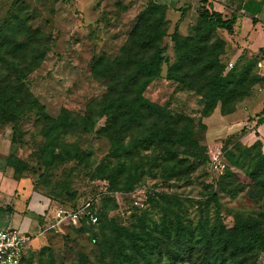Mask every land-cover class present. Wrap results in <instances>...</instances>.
<instances>
[{"label": "rangeland", "instance_id": "rangeland-1", "mask_svg": "<svg viewBox=\"0 0 264 264\" xmlns=\"http://www.w3.org/2000/svg\"><path fill=\"white\" fill-rule=\"evenodd\" d=\"M225 2L230 11L235 5V12L247 4L264 7V0ZM199 7V0H0V76L2 58L28 65L24 81L40 106L27 110L18 123L0 121V164L25 181L28 198L37 204L32 224L31 216L9 221L0 213V226L32 233L24 264H109L99 244L107 248L105 261L120 255L116 227L127 231L120 234L126 248L130 234L137 240L146 235L143 227L163 237L177 222L209 229L217 214L230 226L235 216L264 211V186L232 192L248 181L243 171L258 155L264 157V141L258 139L249 156L233 165L228 154L237 152L238 144L247 146L248 139H240L245 125L236 132L220 125L221 111L229 106L209 107V90L201 88L209 76L203 64L216 57L224 64L221 75H232L230 84L237 85L242 100L254 95L263 76L255 59L233 56L232 34L196 27ZM260 18L264 21V11ZM155 29L156 37L142 46ZM156 48L164 49L160 75L147 80L142 92L163 106L166 116L156 128L171 135L128 156H108L111 143L99 99L109 85L117 95L135 60ZM121 123L118 115L116 124ZM149 128L147 122L133 123L123 133L124 143ZM215 157L224 165L222 172L213 169ZM228 168L238 172L239 183L225 176ZM89 199L100 213L98 223L63 222L43 231L55 208ZM256 264H264V251Z\"/></svg>", "mask_w": 264, "mask_h": 264}, {"label": "trees", "instance_id": "trees-1", "mask_svg": "<svg viewBox=\"0 0 264 264\" xmlns=\"http://www.w3.org/2000/svg\"><path fill=\"white\" fill-rule=\"evenodd\" d=\"M16 2V1H15ZM198 17L196 27L201 28L205 32L214 31L218 28L226 30L228 34L234 31L236 22V12L233 10L229 17L223 18L222 13L212 7L210 1L199 0ZM245 8L249 4L244 5ZM254 23L256 19L251 17ZM157 35V29L154 33L148 34V38L142 40V46L149 45ZM177 38L175 41L177 42ZM128 47V46H127ZM163 48H156L147 58L138 57L135 65L121 81V88L117 95L114 94V86L107 87V93L99 100L101 103V115L105 118L103 126L104 132L108 137L111 146L108 156H128L137 147H148L156 142L161 136V140H166L171 135L170 131H165L162 136L156 125H161L160 120L165 116L163 106L148 99L143 94V87L147 80L150 81L157 78L159 73V64L163 56ZM264 55V50L261 49ZM260 54V53H259ZM40 57L43 54L39 55ZM261 55L247 57V59H255L256 63ZM32 60H35L33 57ZM5 71H1L0 76V121H13L18 123L26 114L27 110L39 108V102L35 95L31 93L25 83V68L19 66L16 61H9L2 58ZM206 71L204 83L201 84L203 90H209V107L214 104L215 109L219 105V110L224 109L223 106L228 105L222 115L231 113L235 110V103L242 100L240 91H237V85H231L232 75H221L224 70V64L218 57L211 59L203 64ZM232 68V67H231ZM167 75H171L170 72ZM182 81L180 77H177ZM264 80V77L262 81ZM205 88V89H204ZM238 97V98H234ZM96 101V100H95ZM94 101V103H95ZM223 112V113H222ZM122 117V123L117 126V116ZM47 117V115H43ZM147 122L150 128L132 142L124 143L126 132L133 123ZM257 122H264V108L257 118ZM117 127V128H116ZM168 128V127H167ZM175 135L178 134L176 130ZM258 139L247 146L237 145L236 151H229L228 160L237 165L244 157H248L249 153L256 145ZM261 156V155H260ZM257 156L255 165L250 169L243 171V175L248 181L237 179V171L235 169H227L226 177L231 178V184L241 183L239 187L235 185L237 190H243L246 186L259 184L264 186V175L260 174L264 168V157ZM183 161L184 159H178ZM187 167H190L189 165ZM234 177H231V176ZM130 187L127 188V190ZM215 196V193H214ZM77 205H72L75 207ZM56 209V208H55ZM54 209V210H55ZM53 210V212H54ZM52 212V214H53ZM99 222L100 213L97 211ZM48 220H45L46 223ZM86 221H81L79 226H84ZM122 231L127 232L122 227L115 228V240L120 247V255L108 258L105 261L107 248H103L99 244L103 254V260L109 264H256L260 251H264V211L257 215L235 216L230 226H226L220 220L217 214V220L214 221L209 229H205L202 224H197L196 229L190 222L184 225L177 222L172 228H168L163 237H159L152 232H147V228L143 227V232L139 239H134L129 235L128 239L131 244L124 247L125 241L120 238ZM128 248L129 251L126 249ZM25 262V252L22 257V263Z\"/></svg>", "mask_w": 264, "mask_h": 264}, {"label": "crops", "instance_id": "crops-1", "mask_svg": "<svg viewBox=\"0 0 264 264\" xmlns=\"http://www.w3.org/2000/svg\"><path fill=\"white\" fill-rule=\"evenodd\" d=\"M208 1L211 2L215 10L222 13L223 18L229 17L236 7L235 5H231L233 8L230 11L226 8V5H229V3L225 2V0ZM262 11H264V7H261L259 3L254 5L253 9L249 7L245 8L244 6L238 8L234 31L229 37V41L230 46L235 48L234 57L240 54H244L246 57L261 55L258 58L257 64L260 67L261 75L264 77V55L260 52L261 49L264 50V21L260 18ZM251 17H254L256 22L253 23ZM263 108L264 80L257 90H255L254 95H249L239 102L233 112L220 115L223 120V124L220 125H225L227 130L236 132L242 129V127H239V124H244L246 128L243 127V135L240 139H248L245 142L246 145L252 144L256 139L264 141V122H257V118ZM21 200H23V203H21ZM19 204H21V207H18ZM36 206L37 204L33 198H28L25 181L7 173L0 164V213H5L9 221H13L18 216L19 219H29ZM17 213L20 215H17ZM30 219H33L31 224L33 222L36 223L34 217ZM7 227H10L9 224Z\"/></svg>", "mask_w": 264, "mask_h": 264}, {"label": "built area", "instance_id": "built-area-1", "mask_svg": "<svg viewBox=\"0 0 264 264\" xmlns=\"http://www.w3.org/2000/svg\"><path fill=\"white\" fill-rule=\"evenodd\" d=\"M229 68L232 63H228ZM213 162V169L222 172L223 164L218 159ZM96 223L98 220L97 207L89 199L75 207H57L52 219L43 224V231L56 229L63 222L78 225L81 221ZM29 232H21L13 227H0V264H21L25 252V246L30 239Z\"/></svg>", "mask_w": 264, "mask_h": 264}]
</instances>
